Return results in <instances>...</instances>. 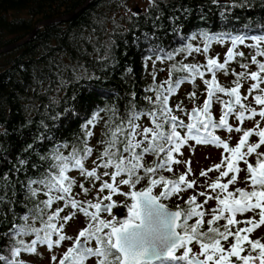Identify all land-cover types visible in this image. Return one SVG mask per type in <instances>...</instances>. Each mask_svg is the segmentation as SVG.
<instances>
[{
  "label": "snow or ice",
  "instance_id": "1",
  "mask_svg": "<svg viewBox=\"0 0 264 264\" xmlns=\"http://www.w3.org/2000/svg\"><path fill=\"white\" fill-rule=\"evenodd\" d=\"M148 3L145 11L150 16L159 4L157 0ZM213 3L225 6L220 0ZM159 19L156 15L154 29ZM227 35L231 46L222 62L209 53L213 43H224V37L204 33L202 47L188 43L177 52L185 53V59L194 53L202 55L203 63H173L168 78L160 82L158 73L150 72L152 82L142 89V96L138 98L133 90L123 108L118 104L96 107L79 136L53 143L47 154L37 153L36 160L31 159L34 145L26 146L28 155L18 157L9 172L0 173V227L10 225L0 233L10 245L9 255H0V264H24V253L37 254L41 246L52 253L65 241H71V246L59 258L52 254L50 264H264V242L250 238L264 226V151H260L264 148V59H260L264 58V34ZM111 40L101 46L104 51L97 58L104 71L115 67ZM240 45L253 51L246 55L238 49ZM94 51L99 53L100 48L94 46ZM165 59L173 60V53L155 56L156 61ZM233 63L241 71L230 69ZM252 66L256 70L249 71ZM221 72L234 77L231 87L218 82ZM206 75L211 78L205 79ZM82 79L100 80L101 76L81 64L65 65L57 73V91ZM197 80L205 86L200 93L205 97L202 104L196 103ZM184 84L193 89L186 96L194 105L191 110L183 101L170 103ZM214 104L222 107L218 119L212 113ZM59 118L60 113L50 117ZM245 121H253V127L244 128ZM98 126L100 136L94 146L91 141ZM217 132L227 133L228 139ZM232 133L240 134L235 146L229 144ZM35 139L53 141L43 132ZM199 145L222 148L228 155L189 180L191 160L179 157L185 148L194 151ZM89 160L92 167H87ZM181 164L185 171L175 176L174 166ZM242 171L246 172L245 187L230 190ZM72 172L79 174V182ZM210 172L218 173L215 180L198 185L197 180L208 178ZM77 187L80 191L74 193ZM188 190L193 194L185 200L182 193ZM116 196L124 199L117 201ZM173 197L184 200V205L170 208L164 201ZM18 202L23 213L15 211ZM118 207L126 209L124 218L114 214ZM79 216L85 220L84 227L75 237L67 235L66 226Z\"/></svg>",
  "mask_w": 264,
  "mask_h": 264
},
{
  "label": "trees",
  "instance_id": "2",
  "mask_svg": "<svg viewBox=\"0 0 264 264\" xmlns=\"http://www.w3.org/2000/svg\"><path fill=\"white\" fill-rule=\"evenodd\" d=\"M86 1L0 0V48L25 40L17 47L0 52V173L9 172L18 157L28 155L24 149L30 143L36 149L31 159L36 160L37 153L47 154L53 143L74 140L80 135L86 117L96 107L118 104L123 108L128 93L133 90L138 98L142 96V89L152 82L150 72L156 71L157 82H160L168 78V69L173 63H203L205 57L202 55L194 53L185 59V53L177 52L188 43L202 47L204 33L224 37V43H213L209 53L212 57L218 55L221 62L231 46L227 34H264V0H220L224 7L213 3V0H157L159 10L152 11L150 16L145 11L149 8L148 2L136 11L130 7L131 0H88L85 4ZM78 8L66 20L39 25L45 20L69 15ZM133 12L139 13V16H133ZM156 15L160 19L155 20L157 27L154 29ZM193 36L196 39H191ZM109 38H112L115 67L104 71L97 58L104 51L101 46L109 42ZM245 43L252 41L246 40ZM94 46L100 48L99 53L94 51ZM152 48L157 51L151 52ZM238 49L246 55L253 51L244 45L238 46ZM169 52L173 53V60H155L156 55L163 57ZM75 64L83 65L89 72L100 75L101 79L69 82L57 91V73L63 66ZM229 67L241 71L236 63ZM129 68L131 73L127 71ZM253 70H256L255 66L249 69ZM64 75L68 79V74ZM210 78V75L205 76V79ZM217 79L227 88L232 86L234 77L221 72L217 74ZM249 83L241 89L242 94L246 93ZM196 84V103L202 104L205 97L200 93L205 86L200 80ZM192 90L190 84H184L170 103L174 106L183 101L188 109L191 102L186 96ZM57 113H60L58 120L50 119ZM212 113L215 117L213 109ZM45 124L48 128L43 127ZM95 131L96 136L91 141L94 146L100 136L99 126ZM42 132L51 136L53 141L38 142L35 138ZM92 159H95V154ZM92 166L89 160L87 167ZM70 175L79 182L77 172ZM23 178L21 173L20 179ZM73 191L76 193L80 189L77 187ZM92 194L94 192L88 198ZM22 198L18 191L17 201ZM79 198L84 199L83 196ZM15 211L24 212L19 202ZM114 214L124 218L126 209L118 207L114 209ZM11 219L9 215L8 220ZM84 224V218L79 216L69 222L65 232L75 237ZM7 227L10 225L0 227V233ZM70 246L71 241H65L52 253L41 246L37 254L24 253L21 259L24 264H50L52 254L59 258ZM9 248L7 239L0 236V255H9Z\"/></svg>",
  "mask_w": 264,
  "mask_h": 264
},
{
  "label": "rangeland",
  "instance_id": "3",
  "mask_svg": "<svg viewBox=\"0 0 264 264\" xmlns=\"http://www.w3.org/2000/svg\"><path fill=\"white\" fill-rule=\"evenodd\" d=\"M130 2V7L131 9H135V8H144L145 5L147 4V0H131ZM226 99V97H225ZM251 99V98H249ZM194 105L192 103L189 104V108H192ZM213 111L215 114V117L218 119L219 115L221 114L222 111V107L220 104H215L213 105ZM187 121V117L184 118ZM257 120L259 119V117L256 118ZM230 123H232V121L230 120ZM253 121H245V124L243 125V127L245 126L247 129L248 128H252L253 127ZM218 135H220L222 138L228 139V134L224 133V132H217ZM240 135L237 133H232L231 134V138L229 139L230 141H232V143L234 145L237 144L238 140H239ZM256 138L253 137L252 140H255ZM191 143V142H190ZM231 145V143H230ZM232 146V145H231ZM263 150V148L261 149ZM260 150V151H261ZM184 155L182 157H179L182 160H191V168H192V172L193 175H190L188 177L189 180L192 179H197V177H199V173L202 169L206 170L205 168L212 167L217 163H221L222 159L225 157L223 149H217L214 146H205V145H199L196 146L194 151H190L188 148H185L184 150ZM254 158V157H253ZM253 158L251 159V162L254 163ZM241 167H244L243 164L240 165ZM176 170L185 171V166L183 164L181 165H176ZM166 176H170L169 173H165ZM244 174L242 173L240 175L239 180H242ZM217 176L213 175L212 172L209 173L208 178H202L200 177L197 180L198 185H203L205 184V180L207 179L208 182H211L212 180H215ZM198 190L203 191L204 188L200 187ZM188 194H193L192 190H188L187 192L183 193V197L187 196ZM115 200L120 201L123 200V197L120 196H116L114 197ZM176 202V204L180 203L178 199L174 200ZM210 205H213L214 202H210ZM258 219V218H257ZM264 234V226L260 227L259 229L255 230L253 233L252 237H257L259 235ZM264 240V239H263ZM47 264V263H44ZM89 264H93V261H90Z\"/></svg>",
  "mask_w": 264,
  "mask_h": 264
},
{
  "label": "flooded vegetation",
  "instance_id": "4",
  "mask_svg": "<svg viewBox=\"0 0 264 264\" xmlns=\"http://www.w3.org/2000/svg\"><path fill=\"white\" fill-rule=\"evenodd\" d=\"M227 99V98H226ZM244 128H246L245 126H244ZM247 129V128H246ZM240 135V134H239ZM231 143V145L232 146H235L233 143H232V141H230L229 140V144ZM230 145V146H231ZM261 151H264V148H263V150H261ZM224 155L225 156H227L228 154L227 153H224ZM253 160H254V163H255V158H253ZM218 164V163H217ZM205 169H208V166H207V168H205ZM180 173H182V171H179V170H176V165L174 166V174H175V176H178ZM211 173V172H210ZM244 174V176H243V178H242V180H238V182H237V184L236 185H234V186H230V190H233V188L234 187H240V188H244L245 187V183L243 182L244 180H245V176H246V172H241L240 174H239V178H240V175L241 174ZM212 174L213 175H215V176H217L218 175V173L217 172H212ZM170 175V177L171 176H173V174H169ZM203 178V177H202ZM182 195H183V193H182ZM175 199H177V198H175V197H173V198H171L170 200H168V201H164L169 207H171V208H176V202L174 201ZM184 199L186 200V196L184 197ZM201 200L203 199V198H200ZM173 202V203H172ZM180 203H178V204H183L184 203V200H181V201H179ZM214 202V201H213ZM210 203V202H209ZM214 205V204H213ZM213 205H210L209 204V206H213ZM247 215H251V214H247ZM244 218H246V217H237V219H244ZM258 218V217H257ZM241 226H243V225H241ZM253 236V234L251 235V237ZM254 239H257V238H260L261 239V241L262 242H264L263 241V239H264V234H262V235H259V236H257V237H253Z\"/></svg>",
  "mask_w": 264,
  "mask_h": 264
},
{
  "label": "water",
  "instance_id": "5",
  "mask_svg": "<svg viewBox=\"0 0 264 264\" xmlns=\"http://www.w3.org/2000/svg\"><path fill=\"white\" fill-rule=\"evenodd\" d=\"M87 2H88V0L85 2V4H86ZM85 4H84V5H85ZM84 5H83V6H84ZM83 6H82V7H83ZM82 7H80V8H82ZM80 8L76 9L74 12H72V13L69 14V15H66V16H63V17H60V18H57V19H54V20H52V19H51V20H45V21L39 23V25H45V24H48V23L53 22V21L66 20V19L72 17V16L76 13V11H78ZM134 10L139 11L137 8H135ZM31 34H32V33H31ZM31 34H30V35H31ZM24 41H25V40H24ZM24 41H22V42H20V43H16V44L9 45V46L3 47V48H0V52H5V51H8L9 49H12V48H14V47H17V46H19L20 44L24 43ZM189 110H191V108H190ZM170 208H171V207H170ZM172 209H175V208H172Z\"/></svg>",
  "mask_w": 264,
  "mask_h": 264
}]
</instances>
